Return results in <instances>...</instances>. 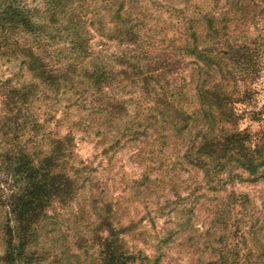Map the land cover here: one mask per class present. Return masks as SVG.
<instances>
[{
	"label": "rangeland",
	"instance_id": "rangeland-1",
	"mask_svg": "<svg viewBox=\"0 0 264 264\" xmlns=\"http://www.w3.org/2000/svg\"><path fill=\"white\" fill-rule=\"evenodd\" d=\"M119 1L124 10L115 23ZM27 2L37 22L49 23L47 56L66 75L59 89L48 88L21 57L0 55V115L8 110L3 106L6 85L35 83L36 98L23 114L39 127L26 126L21 140L39 153L54 138L70 135L71 156L62 168L77 176L73 198L51 203L36 223L27 251L31 264H100L95 234H107L102 220L124 228L125 246L136 255L131 264H264V172L231 174V179L225 170L207 177L187 163L181 155L206 122L202 113L192 112L186 123L174 119L152 104L133 69L138 62L169 58L175 66L168 76L171 88L180 85L189 94L185 106L199 111L197 64L207 59L200 61L192 50L211 46L214 34L208 21L220 35L254 41L252 82L225 81L224 89L238 99L233 101L234 126L263 133L264 0H78L81 31L88 38L86 56L70 43L65 20L49 21L44 0ZM122 22L137 31L133 44L114 35ZM97 70L110 74L99 85L85 73ZM217 77L209 73L204 84ZM217 116L215 112L214 120ZM183 123L186 129L178 132ZM3 220L0 206V230ZM3 238L0 231V264Z\"/></svg>",
	"mask_w": 264,
	"mask_h": 264
},
{
	"label": "trees",
	"instance_id": "trees-1",
	"mask_svg": "<svg viewBox=\"0 0 264 264\" xmlns=\"http://www.w3.org/2000/svg\"><path fill=\"white\" fill-rule=\"evenodd\" d=\"M75 3L78 0H44L45 12L51 23L57 18L65 20L71 35L70 43L86 56L88 38L81 31L80 14ZM123 10L124 2L119 1L113 18L115 23H118L120 11ZM119 25L123 28L113 29L115 37L121 42L133 44L137 31L124 22ZM208 26L214 34H211V46L205 50H192L197 52L200 61L207 59L197 64L198 74L201 75V82L195 87L199 111H191L185 106V99L189 94L180 85L177 89L171 88L173 80L168 76L175 66L169 58L134 64L135 77H138L143 91L151 95L152 104L161 105L165 113L179 119L181 123H186L195 112L202 113L206 122L181 155L187 163L204 170L207 177L225 170H228L231 179V174L242 177L246 173H259L261 176L264 172V131L251 134L234 126L237 113L233 103L238 99L234 98V91L224 89L225 81L240 82L243 85L252 82L257 61L255 47H250L254 41L232 34L226 37L225 32L220 35L212 28L211 21H208ZM51 31L49 23L35 20L34 10L28 7L27 0H0V55L8 58L21 57L26 69L41 84L59 89L66 74L63 75L62 68L47 56L46 42L51 39ZM211 55L215 56V60L209 57ZM176 68L179 69L180 65ZM85 73L98 85L110 77L105 70ZM209 73H216L218 77L213 82L204 84ZM36 87L35 83L9 84L5 86L3 94V106L8 108L7 112L0 115V168H5V174L0 179V206L4 210L0 230L5 244L1 256L3 264H31L28 259L30 252L28 254L27 251L36 235V223L45 216L51 203L70 201L76 190L77 176L68 171L70 168H62V164H66L71 156L70 135L54 138L47 151L39 153H33L25 141L21 140L26 133V126H31L29 130L39 127L37 120L27 119L28 113L23 114V108H29L36 98ZM246 95L247 90L242 92L239 100L244 101ZM13 108L17 109L14 111ZM215 112L218 115L216 120ZM184 123L178 125V132L186 129ZM100 224L106 225L107 231L105 236L99 232L95 234V239L101 245L100 264L133 263L136 255L125 246L122 237L124 228L105 224L103 220ZM248 263L251 262L246 260V264Z\"/></svg>",
	"mask_w": 264,
	"mask_h": 264
}]
</instances>
